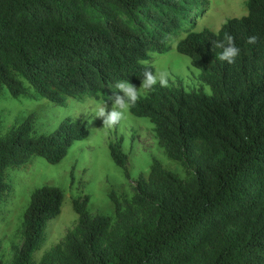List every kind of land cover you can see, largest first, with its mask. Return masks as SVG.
Wrapping results in <instances>:
<instances>
[{
	"label": "trees",
	"instance_id": "1",
	"mask_svg": "<svg viewBox=\"0 0 264 264\" xmlns=\"http://www.w3.org/2000/svg\"><path fill=\"white\" fill-rule=\"evenodd\" d=\"M203 1L0 0V93L17 98L29 85L56 105L86 96L110 104L118 81L140 85L146 68L155 72L151 53L174 48L211 91L157 83L129 107L155 125L172 160L196 166L191 179L153 159L131 200L111 195L114 220L92 216L87 195L75 199L77 226L36 261L65 198L60 187L41 186L31 194L12 264H264V0H249L247 14L218 32L196 31L190 21ZM226 35L240 48L233 64L213 47ZM253 35L258 41L249 44ZM89 135L86 123L70 118L36 134L35 114L6 136L0 131V200L8 169L35 156L58 164ZM109 149L130 178L122 141Z\"/></svg>",
	"mask_w": 264,
	"mask_h": 264
},
{
	"label": "rangeland",
	"instance_id": "2",
	"mask_svg": "<svg viewBox=\"0 0 264 264\" xmlns=\"http://www.w3.org/2000/svg\"><path fill=\"white\" fill-rule=\"evenodd\" d=\"M248 1L204 0L199 11H193L190 21L196 31L209 28L218 32L227 20L247 14ZM181 37L183 35L178 39ZM151 57L154 73L168 79L167 87L181 85L188 92L203 89L211 93L210 88L201 81L202 72L192 65L189 57L175 48L165 53H151ZM27 86L28 94L17 98L6 88L0 93L2 136H6L31 114H35L36 134L50 133L62 120L70 118L86 123L90 135L85 140L75 142L68 155L58 164H50L44 158L35 156L25 165L7 170L9 188L0 200L2 264L13 263L16 248L23 242L24 214L31 194L41 186H58L65 198L60 214L47 224L44 242L34 256L36 261L65 242L68 232L77 226L79 217L73 207L75 199L87 195V210L92 216L103 214L114 220L116 207L111 195L114 193L120 201L131 200L138 177L149 173L153 159H158L165 169L176 173L183 180H189L195 174L194 164L186 160H172L168 156L159 144L155 125L148 118L135 117L128 109L120 125L115 128L103 127L102 120L95 118L93 112L98 102H106L102 98H69L62 106L40 97L32 87ZM149 91L141 90L140 96H146ZM108 92L113 95L115 91ZM119 140L129 157L130 178L125 176L123 169L111 157L109 145Z\"/></svg>",
	"mask_w": 264,
	"mask_h": 264
},
{
	"label": "clouds",
	"instance_id": "3",
	"mask_svg": "<svg viewBox=\"0 0 264 264\" xmlns=\"http://www.w3.org/2000/svg\"><path fill=\"white\" fill-rule=\"evenodd\" d=\"M257 41L258 37L254 35L248 37L249 44H255ZM213 47L223 49L219 59L229 64L235 63L240 55V48L236 45L235 38L231 35H226L224 41L214 42ZM141 81L139 88L129 81H118L115 84L116 91L112 95L110 110L109 104L104 101L96 104L93 109L94 116L102 120L103 127L115 128L120 125L126 118L129 107L140 99L141 90H151L158 82L161 87L168 86V79L161 74L154 73L150 68L145 69L144 78Z\"/></svg>",
	"mask_w": 264,
	"mask_h": 264
}]
</instances>
